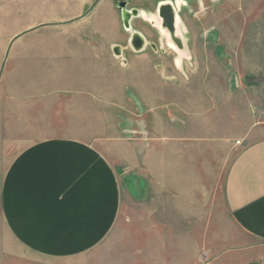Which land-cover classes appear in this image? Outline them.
Returning <instances> with one entry per match:
<instances>
[{
    "label": "rangeland",
    "instance_id": "rangeland-1",
    "mask_svg": "<svg viewBox=\"0 0 264 264\" xmlns=\"http://www.w3.org/2000/svg\"><path fill=\"white\" fill-rule=\"evenodd\" d=\"M133 31L185 38L189 77L135 76L107 45ZM142 81L147 104L172 105L137 109ZM260 89L264 0H0V162L35 139L105 137L125 171L121 218L93 264H212L244 242L223 183Z\"/></svg>",
    "mask_w": 264,
    "mask_h": 264
},
{
    "label": "crops",
    "instance_id": "crops-1",
    "mask_svg": "<svg viewBox=\"0 0 264 264\" xmlns=\"http://www.w3.org/2000/svg\"><path fill=\"white\" fill-rule=\"evenodd\" d=\"M167 29L173 32L171 26L163 27V31ZM107 45L110 52L130 57L135 76L136 71L142 78L158 74L163 86L173 85L177 77L184 80L191 73V57L183 37H151L136 32L126 41L111 39ZM137 84L132 86V102L137 109L172 105L169 100L159 106L154 101L147 104L153 84ZM145 93L148 97L140 95ZM249 93L251 99L252 90ZM262 93L260 89L255 104L258 115L253 121L249 106L243 145L236 146L223 183L226 208L244 242L217 255L212 264L264 262ZM133 115L138 120L141 116ZM105 139L53 136L5 151L0 162V264H93V255L102 250L117 228L124 202L125 171H119L101 147Z\"/></svg>",
    "mask_w": 264,
    "mask_h": 264
},
{
    "label": "built area",
    "instance_id": "built-area-1",
    "mask_svg": "<svg viewBox=\"0 0 264 264\" xmlns=\"http://www.w3.org/2000/svg\"><path fill=\"white\" fill-rule=\"evenodd\" d=\"M237 145L242 146L243 145L242 141L241 140L237 141Z\"/></svg>",
    "mask_w": 264,
    "mask_h": 264
}]
</instances>
